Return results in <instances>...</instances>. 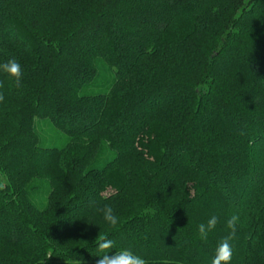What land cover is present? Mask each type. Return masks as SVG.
Instances as JSON below:
<instances>
[{"label": "trees", "instance_id": "obj_1", "mask_svg": "<svg viewBox=\"0 0 264 264\" xmlns=\"http://www.w3.org/2000/svg\"><path fill=\"white\" fill-rule=\"evenodd\" d=\"M12 58L0 264H96L99 233L110 255L211 264L233 214L230 264H264V0H0Z\"/></svg>", "mask_w": 264, "mask_h": 264}, {"label": "clouds", "instance_id": "obj_2", "mask_svg": "<svg viewBox=\"0 0 264 264\" xmlns=\"http://www.w3.org/2000/svg\"><path fill=\"white\" fill-rule=\"evenodd\" d=\"M0 70H2L8 77L12 78L16 86L21 85L23 78V69L21 64L15 59H9L7 62L0 64ZM3 87V84L0 83V88ZM4 95L0 94V102L4 101ZM4 185L0 184V188H3ZM103 214L104 221L115 228L119 223V217L115 214V211L112 206H105L100 210ZM240 222L239 214H233L226 221V227L229 230V234L225 236L220 243L218 244L215 255L211 261V264H230L232 260V245L231 241L235 238L237 232V226ZM218 223V218L213 215L211 216L206 223L198 224V238L201 241L206 242L209 238V234L214 231ZM96 249L98 253H101L96 264H147V261L135 254L130 249H122L116 251L115 254H109L110 250L114 248V242L108 238L106 234H100L96 237L95 240ZM76 264H80V261L77 260Z\"/></svg>", "mask_w": 264, "mask_h": 264}]
</instances>
